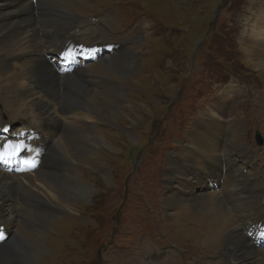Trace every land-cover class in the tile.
<instances>
[{
	"label": "rangeland",
	"instance_id": "374dc122",
	"mask_svg": "<svg viewBox=\"0 0 264 264\" xmlns=\"http://www.w3.org/2000/svg\"><path fill=\"white\" fill-rule=\"evenodd\" d=\"M89 5L88 23L81 27L92 30V43L111 46L104 56L122 48L125 58H109L136 67L127 80L114 79L121 107L131 109L98 116L88 109L85 92L81 99L68 94L74 100L70 107L93 114L84 129L98 132L105 144L77 163L80 175L50 176L57 184L82 180L92 188V199H77L72 206L58 201L65 209L54 223L48 214H26L27 230L17 234L35 253L14 264H220L222 245L207 239L190 203L164 205L172 178H183L173 176L169 161L179 154L182 173H189L192 162L180 156L181 149L196 146L188 137L217 109L220 121L228 123L226 142L238 165L243 145L264 164V143L256 141L259 133L264 140V68L247 47L256 40L253 29L264 32V0H91ZM96 86L83 90L93 95L102 84ZM5 94H0V121H16L22 95L13 88ZM65 145L80 146L76 133L65 131L52 148L77 162ZM244 168L246 184L255 172ZM34 192L49 201L46 193ZM31 222L50 227L43 234L31 229Z\"/></svg>",
	"mask_w": 264,
	"mask_h": 264
},
{
	"label": "bare ground",
	"instance_id": "6f19581e",
	"mask_svg": "<svg viewBox=\"0 0 264 264\" xmlns=\"http://www.w3.org/2000/svg\"><path fill=\"white\" fill-rule=\"evenodd\" d=\"M90 1L0 0V70L4 73H0V94L5 91L8 97L13 88L15 93L22 95L17 97H22L23 103L15 122L0 121V153L3 155L0 159V264H14L19 261L15 259L35 253L17 234L23 235L27 230L26 214L30 217L36 213L48 214L53 216L54 223L65 209L58 201L72 206L71 202L77 199H92V188L82 180L76 178L57 184L50 176L80 175L77 163L90 158L105 144L98 132L84 129L89 128L87 120L93 117L91 112L98 116H114L119 108L122 111L131 109V106L121 107L123 97L115 92L120 90L114 79L125 81L129 78L136 69L131 64L132 58H128L129 63L113 59L125 58V50L120 47L113 49L114 56H102L96 62L85 55L93 48L103 50L88 37L92 30L81 27L88 23ZM256 32L253 29L256 40L250 39L247 47H250L254 63L264 68V32ZM110 47L104 48L109 50ZM69 54L77 60L66 63ZM58 67L72 70V73L60 74ZM99 83L102 86L92 91L93 95L83 90L95 89ZM108 90L114 92H106ZM84 92L91 112L76 104L70 107L74 100L69 95L81 99ZM77 108L79 110H75ZM215 111V116L210 115V119L199 124V130L188 137L196 146L181 149L180 156L192 162L188 174L181 171L179 154L171 155L169 163L174 167L173 176L183 178H172L164 205L174 209L181 203H190L193 218L207 231V239L222 245L220 252L225 260L220 264H264V246L257 245L264 239V164L259 161L260 156L243 145L238 147L243 162L238 165V158L230 152L226 142L228 123L221 122V113ZM260 119L264 122L262 117ZM70 124L77 128L68 126ZM65 131L76 133L80 142V146L73 148L64 146L77 162L71 163L64 154L52 148L64 137ZM35 154L41 159L33 165L30 162ZM244 165L255 171L246 184H243L246 179H243ZM33 188L46 193L42 196L49 201ZM253 226L256 229L250 237L249 230ZM46 227L50 226L30 223L31 229H41L43 234ZM39 244L45 248L43 243Z\"/></svg>",
	"mask_w": 264,
	"mask_h": 264
},
{
	"label": "water",
	"instance_id": "95a60500",
	"mask_svg": "<svg viewBox=\"0 0 264 264\" xmlns=\"http://www.w3.org/2000/svg\"><path fill=\"white\" fill-rule=\"evenodd\" d=\"M257 142H258V144H261L262 143V141H261V139H260L259 136L257 137Z\"/></svg>",
	"mask_w": 264,
	"mask_h": 264
},
{
	"label": "snow or ice",
	"instance_id": "6c2138e0",
	"mask_svg": "<svg viewBox=\"0 0 264 264\" xmlns=\"http://www.w3.org/2000/svg\"><path fill=\"white\" fill-rule=\"evenodd\" d=\"M8 147H11V146H8ZM17 147H20V146H17ZM3 158V155H2V153H0V159H2Z\"/></svg>",
	"mask_w": 264,
	"mask_h": 264
}]
</instances>
